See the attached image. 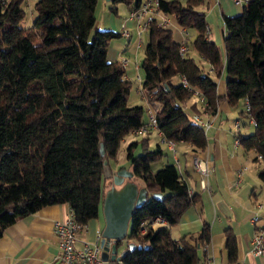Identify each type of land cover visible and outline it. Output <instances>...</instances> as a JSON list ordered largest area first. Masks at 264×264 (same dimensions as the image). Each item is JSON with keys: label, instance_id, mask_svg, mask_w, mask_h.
<instances>
[{"label": "trees", "instance_id": "1", "mask_svg": "<svg viewBox=\"0 0 264 264\" xmlns=\"http://www.w3.org/2000/svg\"><path fill=\"white\" fill-rule=\"evenodd\" d=\"M23 1L0 0V237L7 226L51 203L69 202L82 222L97 217L104 193V159L117 157L127 134L147 122L144 105L129 100L132 80L123 59L108 58L111 38L121 33L96 28L91 34L98 0H36L29 26L20 24L26 13ZM205 3L160 0L159 11L175 15L180 25L194 27L197 33L184 42L159 16L150 21L141 62L142 90L164 134L196 150L206 148L208 136L192 114H215L222 99L236 103L248 98L251 108L241 112L256 123L251 132L237 135L246 148L256 150L258 159L259 153L264 155V0H247L241 12L224 16V48L208 35ZM191 48L209 66L196 60ZM223 71L226 92L219 94ZM182 75L205 93L207 104L193 99ZM138 142L128 143L127 156L149 197L136 208L128 239L148 246L128 250L121 264H200L199 248L211 236L209 224L198 234L178 238L171 231L198 193L190 191L175 161L154 168L165 153L160 143L152 148L145 135L143 149L136 153ZM260 174L264 178V169ZM155 191L164 194L152 196ZM158 215L166 224L155 227L152 219ZM226 246L229 256L236 258L238 239L230 227Z\"/></svg>", "mask_w": 264, "mask_h": 264}, {"label": "crops", "instance_id": "2", "mask_svg": "<svg viewBox=\"0 0 264 264\" xmlns=\"http://www.w3.org/2000/svg\"><path fill=\"white\" fill-rule=\"evenodd\" d=\"M205 2L202 8L206 10V19L210 27L208 35L224 48V37L227 33L224 16L241 12L243 2L236 0H205ZM157 16L160 19L163 16L169 19V26L172 23L177 24L182 32L181 40L185 42L188 39V28L180 25L175 15H165L158 11ZM128 19H134L130 17V13ZM112 25L117 29L120 28L118 31L121 34L123 27H127L125 22L119 26L117 19L114 20V18H112ZM130 37L131 35L129 40ZM110 47L109 45V59L123 58L116 52L115 55L109 53ZM138 65L137 63L136 67ZM224 74L218 79L219 94L226 92V73L224 72ZM127 76L130 78L128 73ZM138 88V93L148 103L149 112L151 104L141 90V84ZM224 109H231V103L226 99L219 102L215 114L208 111L201 114L204 120H211V124L206 127L208 136L206 148L196 150L189 142L176 141L173 157L179 163V168L187 179L190 189L193 190L192 192H197L199 198L188 206L179 220L171 226L172 235L178 238L184 234H198L202 227L208 223L211 236L209 241L199 248L200 264H204L206 258H211L215 264H264V253L251 252L254 234L258 231L264 234V178L260 174L264 169V158L255 159V149H248L235 140L238 131L247 134L253 129L249 128L243 132L242 126L238 130H232L230 127V132L217 123ZM249 118L252 124L251 116ZM147 131L156 130L149 129ZM156 134L158 140L161 141L157 131ZM147 136L150 138V134ZM165 143L169 148H172L168 142ZM179 143L186 144V147L181 146V151L185 153V157L188 153L191 158L190 160L186 159L185 165L181 164L179 150H177ZM190 147V151H187L186 149ZM251 152L254 154V166L248 161V155ZM196 155L205 159L208 166L212 168L208 174H204L195 166ZM167 161L170 159L163 160L162 164ZM110 164L114 168L126 166L133 169L131 164L124 165L120 162L116 165L111 162ZM137 179L145 184L141 178L137 177ZM70 210L69 202L47 204L7 226L0 237V264H62L57 259L60 247L55 234V222L64 219ZM254 214L258 215L255 221L252 220ZM154 222L166 224L165 221ZM154 222H152L153 225ZM88 223L89 227L79 232V239L76 242L78 246L82 243L81 239L93 240L95 238L96 230L102 229L105 224V217L101 222L100 212ZM228 227L236 233L238 239L237 255L234 259L229 256L226 246V229ZM101 264H112V261L102 260Z\"/></svg>", "mask_w": 264, "mask_h": 264}, {"label": "rangeland", "instance_id": "3", "mask_svg": "<svg viewBox=\"0 0 264 264\" xmlns=\"http://www.w3.org/2000/svg\"><path fill=\"white\" fill-rule=\"evenodd\" d=\"M35 2L36 0H24L23 1V6L25 8L26 13H25L24 18L20 21L21 25L29 26L32 24L33 19L35 17V10H34ZM113 5L117 6V10L113 9L112 7ZM132 6H133L132 3L129 4L126 1L114 2L113 0H98L96 11H95L96 16H97V22L92 28L91 34H93L96 28H103V29L112 28L116 30L117 28H115L112 25V18H114V20L117 19L119 26H121L122 22H125L127 27L130 29L131 31L130 40H129V36L124 35V34L114 36L111 38L110 40L111 47L109 49V53H113V55H115V52H116L119 56L121 57L123 56V58L125 57L128 59V65H127L126 70L132 80L131 94H130L129 100L131 103H141L144 105L145 107L144 119L148 120L150 117V114L148 112V103L141 97V94L138 93V89H139L138 87L140 86L141 78H143V75H144V69L141 65V62L145 55V45L149 40V32L147 29H143V28H141V30L139 29V27L137 26L138 18L135 17L134 19H128ZM171 27L173 29L174 36L177 39L181 40L182 32L180 31L179 26L175 23H172ZM118 29L116 31H118ZM188 30H189L188 40L191 41L195 38L197 31L194 27H188ZM139 40H141L142 42L140 45H138ZM190 53L196 58V60L200 61L201 63H204L205 66H209V63L205 61L204 59H202V57L200 56L199 52L196 49L191 48ZM137 63L139 65L136 67ZM224 72L225 71H223L221 77L223 76ZM193 99L200 100V97L194 94ZM245 102H246L245 98H240L236 103H231V109L230 110L224 109V112L221 115V117L218 118L217 123H219V125H221L222 127L226 128V130L230 131V127H232V130H235V129L238 130V127L235 124L238 118L241 120V122L245 123V124L241 123L243 132H246L249 128L253 129V125L249 121L250 118L248 114L241 112L242 109H246ZM148 134H150V138H149L150 146L152 148H155L158 145V143H160L165 152L162 158L158 159L157 161L153 163L154 168H158L162 166L163 160L170 159V161L176 162V159L173 157L174 149L169 148L167 143L158 140L156 131H147L145 133H135L132 131L128 133L125 139L122 140L121 142L117 157L111 158L110 162L113 165H116V163L118 162L124 165H129L130 159L127 157L126 146L133 139L139 140L138 144L135 146V149H134L136 153H139L143 149V137ZM181 146L186 147V144L179 143V147H177V150H179V157L181 160V164L185 165L186 159L190 160L191 158L188 153H186V157H185V153L181 151L182 149ZM190 149L191 147L187 148L186 150L190 151ZM253 155H254L253 152L249 153L248 161L252 163V165L254 166L255 159L253 158ZM176 163L179 166V163L178 162ZM188 165L191 166V164L189 163ZM100 212H101V222H102L103 217H104L103 199H102ZM160 225H163V223L154 222L155 227H158ZM127 240L128 239L122 242L121 248L127 245Z\"/></svg>", "mask_w": 264, "mask_h": 264}, {"label": "built area", "instance_id": "4", "mask_svg": "<svg viewBox=\"0 0 264 264\" xmlns=\"http://www.w3.org/2000/svg\"><path fill=\"white\" fill-rule=\"evenodd\" d=\"M238 2H245L247 0H236ZM160 0H144L139 6H132L130 11V17L132 18H138V26L139 29H147L149 27V23L151 20L157 16L158 13V5ZM162 23L165 25H168L169 19L163 16L162 19H160ZM209 25H207V31L209 32ZM141 32V31H140ZM122 34L130 36L131 31L126 26L122 29ZM142 42L139 40L138 45H140ZM187 49V46L185 43L181 45V50L185 52ZM123 59V65H128V59ZM182 81L185 86L190 88L193 93L196 96L200 97V100L204 102V104H207L208 100L204 92L194 89L188 79L185 75H182ZM142 90V87H141ZM143 91V90H142ZM251 108V104L248 98H246V109L249 111ZM149 120L141 125L140 127L133 130L135 133H143L149 129H155L159 136L161 141L168 142L170 146L175 150L176 149V140L168 138L165 134L162 128L159 125L158 118L156 116V110L152 105L149 107ZM194 118L198 120L203 126L208 127L211 124V120L207 119L204 120L202 115L200 113H194ZM251 121L253 123H256V120L253 116H251ZM236 126L239 128L241 126L240 119L236 120ZM236 142L240 141L239 135L235 138ZM259 158H264V155L262 153H259ZM195 166L201 170L204 174H208L211 171V167L208 166L205 159L200 158L199 156H195ZM204 184V183H203ZM205 185V184H204ZM192 192L193 190L190 189ZM258 215L254 214L252 217V220H257ZM154 221H165L166 219L160 215L156 216L152 219V222ZM89 223L88 222H82L78 220L75 216L74 211L70 210V213L64 218L59 219L55 222V234L59 242V253L57 255V259L62 262V264H101L102 262V245H101V238H102V229L98 228L95 233V238L93 240L89 239H81L82 243L81 245H77L76 242L79 239V232L88 228ZM146 227L143 226L142 230H145ZM251 252L260 254L264 253V234L261 231H258L254 234L252 237V247ZM204 264H215L214 261L211 258H206Z\"/></svg>", "mask_w": 264, "mask_h": 264}, {"label": "water", "instance_id": "5", "mask_svg": "<svg viewBox=\"0 0 264 264\" xmlns=\"http://www.w3.org/2000/svg\"><path fill=\"white\" fill-rule=\"evenodd\" d=\"M101 152L105 153L104 142L101 141ZM104 195L103 208L105 224L102 228V259L120 264L130 249L148 246L135 239H128L131 220L137 207L149 197V189L142 184L133 169L126 166L114 168L108 158L104 159ZM163 191H155L152 196H162ZM127 245L121 248L124 240Z\"/></svg>", "mask_w": 264, "mask_h": 264}]
</instances>
